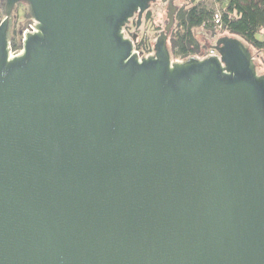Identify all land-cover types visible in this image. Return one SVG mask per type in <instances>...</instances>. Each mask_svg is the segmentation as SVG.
I'll return each mask as SVG.
<instances>
[{"label":"water","instance_id":"obj_1","mask_svg":"<svg viewBox=\"0 0 264 264\" xmlns=\"http://www.w3.org/2000/svg\"><path fill=\"white\" fill-rule=\"evenodd\" d=\"M156 1L0 0V264H264V74L229 35L172 62L176 0L140 58Z\"/></svg>","mask_w":264,"mask_h":264},{"label":"trees","instance_id":"obj_2","mask_svg":"<svg viewBox=\"0 0 264 264\" xmlns=\"http://www.w3.org/2000/svg\"><path fill=\"white\" fill-rule=\"evenodd\" d=\"M221 1L189 0L179 7L175 26L168 40L170 53L178 59L205 55L203 49L206 50L207 46L197 38V30L202 28L211 32L213 38L229 35L244 41L252 51L257 66L264 70V0H229L226 5H222ZM218 12L220 22H216L214 18ZM153 17L149 9L142 20L143 24L151 21ZM136 26L137 21L134 16L125 29L129 36L135 32L139 33L138 40L134 42V49L148 54L152 51L153 44L149 37L141 32L142 28L136 30ZM22 32L15 29L9 35V49L14 53H20L23 50Z\"/></svg>","mask_w":264,"mask_h":264},{"label":"rangeland","instance_id":"obj_3","mask_svg":"<svg viewBox=\"0 0 264 264\" xmlns=\"http://www.w3.org/2000/svg\"><path fill=\"white\" fill-rule=\"evenodd\" d=\"M4 2V0H2ZM189 0H176V4L178 7L186 4ZM229 0H223L222 5H226ZM169 0H157L156 2H153L150 10L152 11L153 14V19L151 21L146 22L145 24L142 23L141 26V32L146 34L151 43L154 45V42L156 41L157 35L160 33V30L164 28L166 25V20L165 18L167 17V5H168ZM12 19L10 22V33L9 35L12 34V32L16 29L18 32L19 31H24L28 25L31 22H35L34 18L29 14V5L26 4L25 2H20L18 5L15 7V9L12 12ZM5 16L3 15V9L0 5V22L4 20ZM197 38L202 41L204 45L207 46L206 50L203 49V52H205V55H199L198 58H205V57H210L209 51V45L211 43H215L217 40V37H212L211 32H208L205 29L198 28L197 30ZM213 38V39H212ZM209 42V45L207 44V41ZM172 54V53H171ZM172 59L174 62L177 60L179 61L180 59L176 58L174 55H172ZM257 60V59H256ZM182 61V60H181ZM258 61V60H257ZM257 71L260 74H264L263 68L257 66Z\"/></svg>","mask_w":264,"mask_h":264},{"label":"built area","instance_id":"obj_4","mask_svg":"<svg viewBox=\"0 0 264 264\" xmlns=\"http://www.w3.org/2000/svg\"><path fill=\"white\" fill-rule=\"evenodd\" d=\"M214 18H215V20H216V22H220V14H219V12L218 13H216L215 14V16H214ZM35 25V22H31L29 25H28V27L22 32V38H23V42L25 41V39L27 38L26 36H27V33L29 32H34V31H36V26H34ZM220 28V27H219ZM23 51V50H22ZM22 51L20 52V53H22ZM139 56H140V58H141V55H140V53H139V51H137V50H134ZM209 52H210V55H216V54H218V52L214 49V48H210V50H209ZM20 53H14V52H12L11 50H10V57H15V56H18V55H20Z\"/></svg>","mask_w":264,"mask_h":264},{"label":"flooded vegetation","instance_id":"obj_5","mask_svg":"<svg viewBox=\"0 0 264 264\" xmlns=\"http://www.w3.org/2000/svg\"><path fill=\"white\" fill-rule=\"evenodd\" d=\"M135 17H136V19H137V15H135ZM144 18V17H143ZM3 21V20H2ZM1 21V22H2ZM0 22V23H1ZM126 28V26L123 28V33H125V36L127 37V38H132L133 36H134V34L133 35H131V36H129V33H128V31L125 29ZM164 29V28H163ZM162 29V30H163ZM161 31V30H160ZM139 34V33H138ZM160 34V33H159ZM159 34L157 35V37L159 36ZM157 37H156V39H157ZM139 38V37H138ZM138 38H137V40H138ZM136 40V41H137ZM134 44V43H133ZM134 46H135V44H134ZM154 47H155V43H154V45H153V48H152V51L151 52H149L148 54H144V53H141V52H139L140 53V55H141V58H143V57H150V56H154V53H155V51H154ZM135 48V47H134ZM135 50V49H134ZM173 55V54H172ZM188 58H190V57H188ZM188 58H184V59H180L179 61H186V60H188ZM198 58V57H197ZM171 60H172V62H174L173 61V59L171 58Z\"/></svg>","mask_w":264,"mask_h":264},{"label":"crops","instance_id":"obj_6","mask_svg":"<svg viewBox=\"0 0 264 264\" xmlns=\"http://www.w3.org/2000/svg\"><path fill=\"white\" fill-rule=\"evenodd\" d=\"M223 1V0H222ZM222 1L220 2L222 4Z\"/></svg>","mask_w":264,"mask_h":264}]
</instances>
